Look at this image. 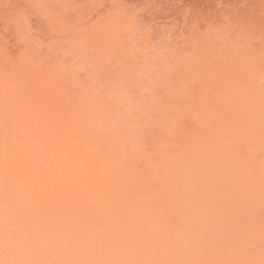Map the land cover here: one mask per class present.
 <instances>
[{"label":"rangeland","instance_id":"obj_1","mask_svg":"<svg viewBox=\"0 0 264 264\" xmlns=\"http://www.w3.org/2000/svg\"><path fill=\"white\" fill-rule=\"evenodd\" d=\"M0 264H264V0H0Z\"/></svg>","mask_w":264,"mask_h":264},{"label":"bare ground","instance_id":"obj_2","mask_svg":"<svg viewBox=\"0 0 264 264\" xmlns=\"http://www.w3.org/2000/svg\"><path fill=\"white\" fill-rule=\"evenodd\" d=\"M253 26V25H252ZM245 36V35H244ZM206 37V36H205ZM238 37V36H237ZM249 44V43H248ZM200 47V46H199ZM253 49V48H252ZM251 49V50H252ZM262 52V51H261ZM260 53V52H259ZM263 58V57H262ZM254 59V58H253ZM249 60V59H248ZM251 60H252V58H251ZM260 60V59H259ZM241 67V66H240ZM247 69V68H246ZM245 69V70H246ZM250 69V68H249ZM251 70V69H250ZM254 72V71H253ZM262 76H263V74H262ZM205 77V76H204ZM212 77V76H211ZM226 79V78H225ZM237 79V78H236ZM252 79V78H251ZM236 81V80H235ZM225 83V82H224ZM240 84V83H239ZM235 85V84H234ZM237 88H239V86H238V84H237ZM261 89V88H260ZM245 95V94H244ZM252 95H254V93L252 94ZM237 96V95H236ZM225 97H227V96H225ZM232 98V97H231ZM247 98V97H246ZM245 99V98H244ZM229 100V99H228ZM237 100V99H236ZM246 100V99H245ZM226 104V103H225ZM259 105H260V103H258ZM215 105V104H214ZM231 106V105H230ZM204 107V106H203ZM233 107H235V106H233ZM232 107V108H233ZM214 107H212V109H213ZM256 108V107H255ZM254 109V108H253ZM224 111V110H223ZM243 111V110H242ZM244 112V111H243ZM205 114V113H204ZM203 114V115H204ZM208 114V113H207ZM215 114H216V112H215ZM220 114V113H219ZM251 114V113H250ZM252 116H254V115H252ZM244 119V118H243ZM224 120V119H223ZM238 120V119H237ZM237 122V121H236ZM230 123V122H229ZM224 127V126H223ZM262 127V126H261ZM228 129V128H227ZM226 129V130H227ZM242 129V128H241ZM244 130V129H243ZM223 131V130H222ZM220 133V132H219ZM224 133V132H223ZM257 134V133H256ZM259 134V133H258ZM235 135V134H234ZM244 135V134H243ZM250 135V134H249ZM263 139V138H262ZM230 141V140H229ZM233 141V140H232ZM259 141V140H258ZM240 143V142H239ZM252 144V143H251ZM255 144V143H254ZM227 146V145H226ZM260 153V152H259ZM219 154V153H218ZM254 154V153H253ZM241 156V155H240ZM214 161V160H213ZM196 173V172H195ZM204 177V176H203Z\"/></svg>","mask_w":264,"mask_h":264}]
</instances>
